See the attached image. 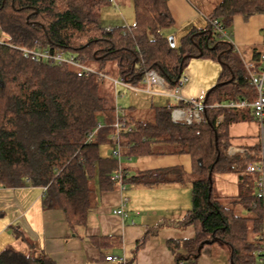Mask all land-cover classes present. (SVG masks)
Wrapping results in <instances>:
<instances>
[{"label": "trees", "instance_id": "1", "mask_svg": "<svg viewBox=\"0 0 264 264\" xmlns=\"http://www.w3.org/2000/svg\"><path fill=\"white\" fill-rule=\"evenodd\" d=\"M167 3L134 0L135 23L107 31L101 20L107 0H0V187L16 188L30 181L43 188V208L63 211L75 233L88 221L90 181L97 178L100 188L107 190L117 169L116 160L100 152L116 120L114 98L101 90L105 80L79 77L69 65L36 63L17 48L62 50L89 67L98 63L105 68L112 62L119 78L131 86L140 84L146 71L155 70L169 87H176L189 60L211 59L222 71L203 101L211 106L203 112V121L176 124L168 107H156L155 120L148 123L129 121L125 113L123 122L133 129L122 134L123 154L151 157L161 154L155 147L165 143L176 154L191 157L192 208L181 224L192 227L195 236L168 243L176 264H196L203 249L215 243L230 247L231 264H264V205L257 197L258 177L248 172L259 160L258 153L228 154L231 126L257 120L250 109L222 107L231 101H254L255 89L246 70L237 69L240 60L232 43L220 35L213 39L211 25L193 29L178 48L172 47L163 34L175 25ZM255 15H264V0H222L208 18L228 31L236 16ZM98 123L106 126L87 143ZM230 173L238 175L239 194L221 198L214 177ZM177 181H183L178 170L128 180L150 188ZM237 207L250 216L237 215ZM150 238L151 233L144 234L135 255ZM0 264L56 263L45 254L25 255L7 248L0 252Z\"/></svg>", "mask_w": 264, "mask_h": 264}, {"label": "crops", "instance_id": "2", "mask_svg": "<svg viewBox=\"0 0 264 264\" xmlns=\"http://www.w3.org/2000/svg\"><path fill=\"white\" fill-rule=\"evenodd\" d=\"M221 1L168 0V9L175 25L163 31V34L168 37L167 33L173 31L180 33L183 38L193 29L208 28V17ZM109 4L115 5L117 10L116 3ZM110 17L111 24L106 18L102 21L107 31L132 26L122 15L119 19L114 18V15ZM229 30L234 53L258 66L260 55L264 54V15L249 19L236 16ZM192 60L188 66L189 75L186 76L188 82L181 88V95L185 99L204 101L207 92L217 84L222 66L207 58ZM160 90L132 92L152 96L153 101L165 102L167 107L175 103ZM120 95L124 97L123 93ZM124 112L128 115L126 109ZM133 120L143 122L135 118ZM130 128L133 129L132 126ZM258 134L259 125L256 121L233 124L230 128V147L244 151L239 155H254L259 151ZM111 135L104 144L108 145L106 148L113 145ZM155 148L161 154L144 158L123 154L122 165L128 171L124 190L115 183L111 188L102 190L99 181L93 182L87 224L76 229L75 233L63 211L43 208V188L30 184L16 188L0 187V252L13 248L25 255L45 254L56 264H115L106 261L108 256L125 257L126 264H176L168 243L190 240L195 236L192 227L183 228L181 224L187 211L192 208V160L189 155L176 154V149L169 144L161 143ZM105 154L103 158L115 159L111 155L108 157V151ZM115 160L118 169L119 163ZM171 170L180 171L183 181L159 184L152 188L128 182L145 173ZM214 189L221 198L238 196V175H216ZM117 209H123L127 216L121 218L115 215ZM147 232L151 233V238L145 248L135 255L137 242ZM196 264H231V249L221 243L207 246Z\"/></svg>", "mask_w": 264, "mask_h": 264}, {"label": "built area", "instance_id": "3", "mask_svg": "<svg viewBox=\"0 0 264 264\" xmlns=\"http://www.w3.org/2000/svg\"><path fill=\"white\" fill-rule=\"evenodd\" d=\"M109 3H113L114 0H107ZM210 25L213 30L220 34L227 41L231 42L230 36L227 34V30L222 26L218 20H209ZM2 40L0 39V43ZM20 50L24 57L30 58L36 63H46L51 65H69L76 69L77 75L79 77H91L98 76L100 79L107 80L108 76L96 71L94 68L82 64L78 61L77 57L73 54H67L62 50L52 51L49 49H26L17 48ZM242 58V55H241ZM244 68L248 73L251 85L255 89V99L249 102L246 99L240 101H231L224 104L222 107L229 109H250L253 111L255 118L259 125L258 134V144L259 160L248 166V172L250 174L256 175L257 180V197L262 200L264 205V54L260 55L258 66L255 63L246 62L243 58ZM115 86H125L130 87L123 80H114ZM188 82L186 76H182L176 87H169L166 83L164 77L159 75L155 70H148L145 72L142 84L151 87H157L161 89L166 97L174 100V104L170 103L168 109L171 111V118L174 123H185L187 125L200 124L203 121V112L205 109L211 107L206 105L203 101L195 99H185L181 95V88ZM125 117V112L123 108H120L116 103V120L112 125L113 133L111 135V142L115 146L112 156L118 160L119 167L117 171L112 175L111 181L118 184L121 190L125 189V180L128 177L127 169L122 165L123 153H122V134L124 132H132V129L123 122ZM104 123H98L94 131L90 132L87 136V143H91L97 133L105 128ZM244 153L240 149L230 147L228 149V154L230 156H235ZM27 184L31 185L28 181ZM45 191V190H44ZM114 214L124 218L127 216L123 209H117ZM264 239V238H263ZM108 263L115 264H126L125 257L118 256H108L106 258Z\"/></svg>", "mask_w": 264, "mask_h": 264}, {"label": "rangeland", "instance_id": "4", "mask_svg": "<svg viewBox=\"0 0 264 264\" xmlns=\"http://www.w3.org/2000/svg\"><path fill=\"white\" fill-rule=\"evenodd\" d=\"M115 3L117 5L116 6L117 10H115V5H110V4H107L102 8L101 20L103 21L106 18L107 22L109 24H111V19H112L110 17L111 15H112V17L114 15V18H116V19H119L122 15L123 17L126 18V20L128 22L131 23V25H133L135 23L134 0H114V2L112 4H115ZM230 33H231V31L228 30L227 31L228 36L230 35ZM167 35L169 38L174 37L175 46L178 48L180 46L181 39H182L181 34L172 31L170 33H167ZM219 35L220 34H218L217 32H214L213 39H219L221 36V35L220 36ZM223 39H225V38H223ZM235 55L238 58L237 60H240L239 63H236L237 69L244 68V63H243L241 56L237 53H235ZM245 58H247L246 53H245ZM191 61H194V60L191 59L187 62L183 76L189 75V72H188L189 67L188 66H189V63ZM91 67L95 68L97 71L105 73L108 76V79L105 80V82L101 86L102 93L103 94L108 93L112 99L114 98L115 104L117 103L120 108L126 109V111L128 113V119L130 121L135 118L138 120H142L143 122H146V123L154 122V120H155V108L156 107H167L165 105L166 104L165 102L161 103L159 101L156 102V100L153 101L152 96H147V95L137 94V93L132 92V90H135V91L144 90L147 92H151L150 91L151 89L159 90L156 87H151V89H149V91H148V86H144V84H142V82H141L137 86L129 85L130 88H132L131 90L124 89L120 86H118V88H116L113 81L114 80L119 81L120 78L118 76L117 67L114 63H112V62L109 63L105 68H102L98 63H94V64H92ZM160 91H162V90H160ZM121 93L124 94V97H122L120 95ZM130 102H133V103H130ZM133 108H135V109H133ZM107 146L108 145H106V146L103 145L100 149V152H101V155L104 156V155H107L105 153H107V151H108V157H110V155L112 156V153H113L115 146L111 145L108 148H106ZM109 151H110V154H109ZM94 181H98L97 178L90 181V188H94L93 187ZM235 213L237 215H241V216L242 215L243 216H250V212L243 209L242 207H237L235 209Z\"/></svg>", "mask_w": 264, "mask_h": 264}, {"label": "water", "instance_id": "5", "mask_svg": "<svg viewBox=\"0 0 264 264\" xmlns=\"http://www.w3.org/2000/svg\"><path fill=\"white\" fill-rule=\"evenodd\" d=\"M169 40H170L171 43H172V47H174V46H175V43H174V37H170Z\"/></svg>", "mask_w": 264, "mask_h": 264}]
</instances>
